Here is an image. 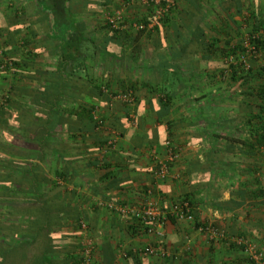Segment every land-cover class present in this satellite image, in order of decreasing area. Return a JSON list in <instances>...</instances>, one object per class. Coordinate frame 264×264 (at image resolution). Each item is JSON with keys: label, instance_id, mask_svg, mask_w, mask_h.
Masks as SVG:
<instances>
[{"label": "crops", "instance_id": "crops-1", "mask_svg": "<svg viewBox=\"0 0 264 264\" xmlns=\"http://www.w3.org/2000/svg\"><path fill=\"white\" fill-rule=\"evenodd\" d=\"M107 1L110 9L124 10L129 26L116 33L106 30L101 25L108 10L99 3L98 10L88 11L82 2L80 18L93 29L99 47L82 49L81 96L99 107L113 146L102 147L108 132L84 129L82 141L61 145L78 154L71 155L76 160L68 164L56 163L52 154L38 159V147L23 140L17 128L8 127L17 126L18 112L33 98V90L47 84L42 75L53 68L56 57L40 47L42 34L33 35L25 27L38 32V26L46 23L34 15L37 1L0 0V61L4 56L19 61L13 69L0 70V96L10 98L0 104V176L7 165L5 157L14 162L26 159L44 169V189L50 195L55 191L53 199L63 204L57 230L64 239L56 240L65 243L60 251L89 240L99 264H253L243 245L233 239L264 247L259 100L240 92L247 85L258 88L261 79L256 73L242 85L238 73L235 78L221 74L227 67L223 48L241 41L252 25L264 27V0H178L163 21L154 19L144 0ZM22 43L31 52L37 47L36 55L22 53ZM97 86L109 91L132 88L133 118L108 91L97 95ZM28 131L36 135L34 129ZM167 139L178 147L179 157L170 164L169 177L153 180L150 173L156 161L167 159ZM8 143L20 157L7 153ZM27 152L32 155L27 157ZM58 170L64 178L56 175ZM184 195L191 200L195 221L167 220L162 227L164 253L154 255L140 254L156 237L137 231L130 219L107 206L110 202L139 206L150 198L167 208ZM12 198L0 189L1 264H34L36 258L21 253L27 249L31 254L38 241L7 252V239L12 241L19 231L14 226L8 229L11 219L19 225L18 217L25 213L16 206L9 209L7 199ZM77 217L85 228L77 227ZM198 224L217 226L227 238L209 239Z\"/></svg>", "mask_w": 264, "mask_h": 264}, {"label": "trees", "instance_id": "trees-1", "mask_svg": "<svg viewBox=\"0 0 264 264\" xmlns=\"http://www.w3.org/2000/svg\"><path fill=\"white\" fill-rule=\"evenodd\" d=\"M38 3V8L34 15L42 18L41 21H46L45 24L38 26L36 32L32 26H25L28 28L33 35L38 33L42 38L40 39V47L43 49L47 48V52H51L55 55L56 61L53 68H46L44 74L42 75L43 80L46 85H39L38 88L33 90L30 96V100L27 105L22 107V110L18 115L17 126H8L11 129L18 130L21 134L23 140L35 144L40 155L37 158H43L45 155L52 154L55 156L56 163L68 162L71 163L76 158L71 155L77 156L78 154H72L70 151L61 146L64 141L76 142L78 139L82 141V132L84 129H98V133L101 130L108 132L106 138L102 139V147L111 149L113 146V141L108 143L111 139L110 128L107 127L104 115L98 106L94 103H88L83 101L82 92V49L84 52L87 49L92 48L95 50L96 37L93 35V29H87L88 25L82 21V2L88 11L98 10L100 8L98 4L100 3L107 12H109L103 19L102 27L106 30L116 33L120 31L119 28H114L108 21V17L113 15L118 8L110 9L107 7L108 1L99 0H36ZM130 1V0H123ZM178 0H176L177 6ZM125 3V2H124ZM172 9V11H174ZM149 11L152 13V6L149 5ZM123 12V29L127 26L126 16L124 10ZM169 13V14H170ZM168 14V15H169ZM166 15L162 21L168 18ZM48 19L51 23H47ZM159 20V21H161ZM129 26V25H128ZM127 26V27H128ZM32 29V30H31ZM122 29V30H123ZM257 30H264L263 26H258L255 28L254 25L251 26V30L247 34H253ZM256 48L259 51L264 52V38L260 37L252 40ZM39 42V41H38ZM25 43V42H23ZM22 43V53L29 56L36 55L37 47L31 52L24 47ZM215 44V43H214ZM227 44V43H226ZM212 43L209 44L211 47ZM224 61H226L229 55L235 56V61L226 64L225 71L222 72V77L235 78L238 73V77L242 78V85H245L246 80L253 78L257 73L261 79V84L258 88L247 85L246 91L240 90L244 96H256L259 100L257 118L261 122V135L260 140L263 143L264 138V65L258 62V67L254 68L249 65L247 68L239 61L238 56L240 52L244 51L243 40L237 41L233 44L227 45L223 48ZM86 56V55H85ZM6 59L0 61V70L10 67L13 69L14 65H18L19 61L16 62L13 57L4 56ZM250 60V59H249ZM251 61V62H250ZM249 63L254 62L253 58ZM131 90L134 103H135V92L132 88H123L120 91ZM108 91L110 96L115 95L119 90L109 91L106 86H97V95H101L102 92ZM166 98V95L163 94ZM162 101L161 99H159ZM10 101L8 96L4 97V94L0 96V104H4ZM167 102V101H163ZM122 103V102H121ZM133 105H127L122 103L126 107V115L128 117L129 112L134 109ZM165 104H163L164 106ZM94 112L100 116L101 123H98V119L94 117ZM17 118V117H16ZM14 119V118H13ZM17 119L12 120L15 123ZM24 128V129H21ZM34 129L35 136L30 135L31 131ZM53 145V148H52ZM262 145V144H261ZM7 153L12 156L20 157V154L16 151H11L14 148L13 144H7ZM27 150V149H26ZM29 151V150H27ZM32 154L26 153L27 157ZM34 156V155H33ZM25 157V155H24ZM23 157V158H24ZM26 157V158H27ZM68 157V158H67ZM4 162L7 163L2 169L3 175L0 176V189L6 195L12 194L14 199H7L10 208L16 206L20 209H24V214H22L19 225H14L15 221L11 219V224H9L8 229L19 230L18 233L12 236V241L8 240L6 243L9 245V252L12 248H24L27 245L33 244L38 241L36 249L32 250L31 254H28L29 250L23 249L22 255L36 258V263L34 264H63L66 260L69 261L67 264H88L85 263V258L83 254V245L79 244L73 247L74 249L70 251H60L58 247L64 245L65 243H56L58 239H64L62 234L57 230L62 216L61 210L63 204L54 200L56 192L54 195H50L44 188H47L45 183L46 176L44 169L41 168L39 164L26 161V159L20 162H14L12 158H2ZM60 172V173H59ZM76 170H73L75 175ZM56 175L64 178L62 171H56ZM55 185V184H54ZM56 186L52 187V191ZM15 195L17 196L15 198ZM188 200L191 206V200L187 195L183 196ZM180 197L175 198L180 199ZM173 200V201H174ZM166 208V207H165ZM192 208V207H191ZM61 211V212H60ZM66 213V212H65ZM193 214V213H192ZM9 221L8 216L4 218ZM171 221H175V218H169ZM195 219V218H194ZM17 220V219H16ZM77 227H81V218H76ZM195 221V220H194ZM199 225V224H198ZM15 228H14V227ZM58 227V228H57ZM2 240L3 237L0 236ZM155 240L152 244H155ZM94 248V247H93ZM143 250V249H141ZM63 252V253H62ZM140 252V251H139ZM94 249L91 252V263L89 264H99L93 258ZM140 254V253H139ZM143 255L142 253L140 254ZM147 256V255H145ZM2 255H0V264L2 262ZM250 260V259H249ZM250 262H252L250 260ZM253 263V262H252Z\"/></svg>", "mask_w": 264, "mask_h": 264}, {"label": "built area", "instance_id": "built-area-1", "mask_svg": "<svg viewBox=\"0 0 264 264\" xmlns=\"http://www.w3.org/2000/svg\"><path fill=\"white\" fill-rule=\"evenodd\" d=\"M148 5L152 6V16L155 20H161L170 11L176 8V0H144ZM108 21L114 28H119L123 26V12L122 9H117L113 15L108 17ZM264 38V30H257L253 34H246L243 40L244 51L240 52L238 59L247 68L249 66V59H256L260 55V51L256 48L253 43V39ZM235 61L234 55H229L226 59V64ZM259 63L264 65V57L259 58ZM127 105H133L134 97L132 91L124 90L119 91L112 96ZM134 110L129 112V117L133 118ZM94 117L98 119V123H101L100 116L97 112H94ZM113 138H111L108 143H111ZM165 145L167 147L168 156L166 160H157L155 166L151 170V177L153 180H162L170 175V164L173 163L179 157L178 147L169 139L165 140ZM261 151L264 153V138L261 145ZM146 193L149 195L151 193L150 189H147ZM107 206L118 212L120 216L125 219H130V223L137 231H146L156 237L155 244L147 245L141 253L143 255H154L156 253H164L162 248V227L169 218H175L177 221L186 220L193 221L194 216L192 214V208L187 199L184 197L176 199L171 202L169 207L165 208L159 202L152 200L150 198L145 199L139 206H134L130 204H115L110 202ZM81 227L85 228V222H81ZM199 230L206 233L209 239H226L225 233L212 224H201L199 225ZM237 244L243 245V251L246 256L253 262V264H264V247H259L253 242L244 241L243 239H233ZM83 254L85 258V263H91V252L93 249V244L91 241H84Z\"/></svg>", "mask_w": 264, "mask_h": 264}, {"label": "rangeland", "instance_id": "rangeland-1", "mask_svg": "<svg viewBox=\"0 0 264 264\" xmlns=\"http://www.w3.org/2000/svg\"><path fill=\"white\" fill-rule=\"evenodd\" d=\"M263 57H264V52H263V51H260V55L258 56V58H256V59H253V60H254V62H255V63H257V64H258V62H259V61H258V60H259V58H263ZM250 60H251V59H250ZM250 60H249V61H250ZM250 62H251V61H250Z\"/></svg>", "mask_w": 264, "mask_h": 264}]
</instances>
